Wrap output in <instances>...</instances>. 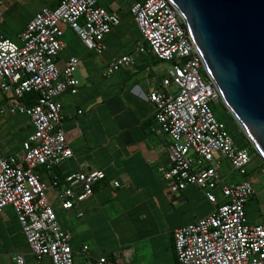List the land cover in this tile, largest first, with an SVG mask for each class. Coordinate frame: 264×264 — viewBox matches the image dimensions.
I'll return each instance as SVG.
<instances>
[{
  "label": "built area",
  "instance_id": "obj_1",
  "mask_svg": "<svg viewBox=\"0 0 264 264\" xmlns=\"http://www.w3.org/2000/svg\"><path fill=\"white\" fill-rule=\"evenodd\" d=\"M7 1L0 0V17ZM129 10L144 42L137 43V50L147 49L158 59L171 62L161 78V88L145 96L167 139L169 165L162 176L170 191L196 184L213 205L195 221L173 228L175 259L163 264H264V221L250 222L244 210L253 186L246 178L223 181L215 165L217 156L225 157L231 169L244 173L249 150L236 146L224 123L213 115L210 103L219 99V93L183 22L170 0H134ZM118 22V14L98 0H58L55 6H43L31 15L18 33L19 43L0 32V90L9 95L6 108L26 114L32 125L18 150L0 155V213L9 205L29 252L36 257L47 255L51 264H73L74 255L87 248L82 244L79 250L72 249L70 235L59 226L49 202L47 184L34 171L37 165L49 168L72 155L60 127L58 96L63 90H76L78 61L70 55L61 70L55 63L63 47L61 25L68 24L87 48L100 53L105 48L104 34ZM132 63V53L124 52L111 58L102 72L109 74ZM26 91L36 93L30 105L20 100ZM103 176L101 169L71 171L61 182L52 178L50 185L56 187L61 207L74 208ZM213 188H218L222 199L216 198ZM13 259L23 263L20 253ZM84 264L123 263L98 255L85 258Z\"/></svg>",
  "mask_w": 264,
  "mask_h": 264
},
{
  "label": "crops",
  "instance_id": "obj_2",
  "mask_svg": "<svg viewBox=\"0 0 264 264\" xmlns=\"http://www.w3.org/2000/svg\"><path fill=\"white\" fill-rule=\"evenodd\" d=\"M98 4L103 3L98 0ZM102 6L114 10L120 19L117 4L115 7L107 3ZM7 9L8 5L5 3L2 10L5 12ZM111 36L110 31L104 34L105 48L99 54L87 48L78 36L83 45L80 47V54L62 53L64 48L62 41L63 47L55 57L58 69L61 70L70 55L76 56L78 61L74 71V76L78 79L76 90L71 92L66 89L58 96L62 114L60 127L64 131L72 155L49 168L37 165L34 171L47 184L49 202L59 226L70 235L69 243L72 249L79 250L82 244L87 245L86 252H77L74 255L73 264H84L85 258L92 259L98 255H104L109 259H121L123 264L170 263L175 259L171 237L173 228L195 221L209 211L199 213L198 216L173 226L168 231V246L161 229L153 231L152 227L143 229L142 233H137L133 237L122 240L118 238L119 236L116 237V248L111 250H105L96 234L99 222L112 221L105 204L114 192H153L158 190L157 179L160 178L165 188L170 191L167 180L162 176L169 165L165 149L167 139L153 118L152 102L145 97L148 91L161 88L160 81L165 71L158 75L152 72L149 63L159 59L147 49L138 51L137 48L130 47L116 50L111 44ZM138 42L144 44L140 37ZM73 51L76 52L77 49L73 48ZM124 52H131L133 55L131 67L103 74L107 62ZM5 103L9 105V95L0 90L2 111L4 110L2 105ZM17 125L26 130L21 138L23 140L32 131L29 117L25 114L24 118H17ZM18 147L0 155L12 153L18 150ZM87 169H101L104 176L95 182L92 192L78 201L76 207H61L55 196L56 187L50 185V180L62 178L71 171ZM217 169L222 180L226 181L223 172L218 167ZM113 181H117V184L115 185ZM198 188L200 187L196 184L188 183L178 191H170L171 201L177 206L187 204L191 198L197 200L202 197L208 201L204 193L199 194ZM254 192L253 188L252 193ZM218 198L222 199L221 196ZM131 205L133 204L127 206ZM126 209H120L119 213L128 214ZM78 210L82 212L80 215L76 213ZM247 218L250 222L259 221L249 215ZM134 239H142L144 241L142 247L149 249V254L143 261L139 251L142 247L134 245ZM16 253L22 255V264H51L47 255L36 257L29 252L20 224L11 207L6 205L0 213V264H16L13 259ZM135 254L139 256V260L133 259Z\"/></svg>",
  "mask_w": 264,
  "mask_h": 264
},
{
  "label": "rangeland",
  "instance_id": "obj_3",
  "mask_svg": "<svg viewBox=\"0 0 264 264\" xmlns=\"http://www.w3.org/2000/svg\"><path fill=\"white\" fill-rule=\"evenodd\" d=\"M52 0H8L6 3L8 9L0 17V31L16 43H19L18 33L23 29L25 22L33 15V13L43 6L50 7ZM134 0H99L102 5L110 4V6H118L120 19L119 23L111 27L110 38L113 48L116 50H123L126 48L135 49L136 43L140 37L139 31L133 21V15L128 10L130 4ZM61 40L64 42L62 53L73 52L80 54V47H83L80 40L75 35L74 30L68 24H62ZM76 48L77 51H73ZM99 54V53H98ZM169 60H157L149 63L152 72L156 75L166 71L170 65ZM171 90H175L174 85H170ZM211 110L215 118L222 121L225 129L231 136L236 146H246V141L241 136L236 128V125L224 113L223 104L220 100L211 101ZM3 111L0 112V154L10 152L19 146L20 140L23 136L25 128L17 125V118L25 116L24 113L15 112L9 113L7 105L3 104ZM26 131V130H25ZM20 148V147H18ZM250 160L246 165V178L250 180L253 188V197L249 198L246 203L247 215L264 221V165L260 162L259 157L250 148ZM214 155L217 156L216 153ZM216 167L223 172L226 181L240 180L242 174L236 170L231 169L228 160L225 157L217 156ZM166 182V181H165ZM158 190L153 192H114L113 196L106 202L105 207L112 218L110 223L99 222L96 234L102 241L105 250L116 248V237L122 240L123 238L133 237L135 234L142 233L145 228L152 230H159L163 232L168 246L169 238L168 231L173 226L185 222L198 216L199 213L210 211L213 208L212 203L205 201L202 197L199 199H189L187 204L177 206L171 201L170 191L165 188L163 180L157 179ZM200 193L203 191L198 188ZM178 191V190H177ZM216 198L220 195L218 188L212 189ZM203 195V194H202ZM172 202V203H171ZM132 203L133 205L127 206ZM127 204V205H126ZM127 206V207H126ZM127 208L126 212L119 213L120 209ZM118 210V212H117ZM102 218V216H99ZM133 233V235H132ZM131 235V236H130ZM126 241V240H124ZM127 242V241H126ZM134 245L138 248L143 246L142 239H134ZM143 261L149 254V249L142 247L139 249ZM105 253V251L103 252ZM136 253H138L136 251ZM139 254V253H138ZM133 259L139 260V256L135 254Z\"/></svg>",
  "mask_w": 264,
  "mask_h": 264
},
{
  "label": "water",
  "instance_id": "obj_4",
  "mask_svg": "<svg viewBox=\"0 0 264 264\" xmlns=\"http://www.w3.org/2000/svg\"><path fill=\"white\" fill-rule=\"evenodd\" d=\"M232 117L264 159V0H170Z\"/></svg>",
  "mask_w": 264,
  "mask_h": 264
},
{
  "label": "trees",
  "instance_id": "obj_5",
  "mask_svg": "<svg viewBox=\"0 0 264 264\" xmlns=\"http://www.w3.org/2000/svg\"><path fill=\"white\" fill-rule=\"evenodd\" d=\"M57 1L58 0H52L51 2H50V7H53V6H55L56 4H57ZM183 25H184V23H182ZM25 25V24H24ZM24 25H23V27H24ZM184 27H185V25H184ZM185 29H186V27H185ZM1 32V31H0ZM2 34H3V32H1ZM4 36H5V34H3ZM155 56V55H154ZM157 58V57H156ZM158 59V58H157ZM35 99H36V93L34 92V91H26V92H24L23 93V95L21 96V98H20V100H21V102H23L24 104H26V105H30V104H32L34 101H35ZM219 100V99H218ZM222 102V101H221ZM222 104H223V102H222ZM223 110H224V113L230 118V120L233 122V124L234 125H236V128H237V130L239 131V133L241 134V136L244 138V140L246 141V146H238V147H246L247 149H251L252 151H254V153L259 157V159H260V162L264 165V159L259 155V153H257L252 147H251V145H250V143H249V140L246 138V136L243 134V132L241 131V129H240V127L238 126V124L236 123V121L234 120V118L232 117V115H231V113L228 111V109L226 108V106L223 104ZM246 171H247V169H246ZM246 171L244 172V173H241L242 174V176H241V178H246ZM240 178V179H241ZM62 179H63V177L61 178H59V179H57V181H59V182H61L62 181ZM247 179V178H246ZM61 180V181H60ZM94 184H95V182L92 184V190H93V186H94ZM251 197H253V193H251L247 198H246V200L244 201V210H245V212H246V215H247V210H246V203H247V200L249 199V198H251ZM172 237V243H173V235L171 236Z\"/></svg>",
  "mask_w": 264,
  "mask_h": 264
}]
</instances>
